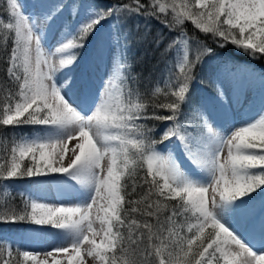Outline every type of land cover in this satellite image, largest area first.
I'll list each match as a JSON object with an SVG mask.
<instances>
[{
  "label": "snow or ice",
  "instance_id": "obj_1",
  "mask_svg": "<svg viewBox=\"0 0 264 264\" xmlns=\"http://www.w3.org/2000/svg\"><path fill=\"white\" fill-rule=\"evenodd\" d=\"M66 9L50 50L45 40ZM81 11L84 19L72 27ZM131 15L179 30L168 46L176 47L175 61L152 90L167 102H150L152 96L127 81L128 65L117 63L120 35L113 31L97 56L104 45H115L114 70L88 105L89 84L75 75L80 50L109 18H116L115 29ZM189 23L216 48L234 46L264 59V0H131L103 10L84 0H33L30 9L23 0H4L0 70L7 86L0 83V129L13 131L0 136V224L24 223L34 241L58 242L40 251L0 239V264H87L85 257L93 264H264V199L255 221V197L264 194V102L255 116L229 127L209 113L207 101L193 102V84L203 83L196 68L216 49L189 36ZM260 80L264 84V73ZM230 83L225 87L219 73L210 81L225 118L243 90L241 81ZM185 105L199 123L181 119ZM25 127L33 131L16 132ZM72 141L74 154L65 164ZM176 148L191 169L182 167ZM24 178L41 191L55 185L78 202H40L21 192L17 208L3 182ZM236 216L254 232L258 227L259 247L255 236L248 240L235 229Z\"/></svg>",
  "mask_w": 264,
  "mask_h": 264
},
{
  "label": "trees",
  "instance_id": "obj_2",
  "mask_svg": "<svg viewBox=\"0 0 264 264\" xmlns=\"http://www.w3.org/2000/svg\"><path fill=\"white\" fill-rule=\"evenodd\" d=\"M130 3L131 0H89V3L98 6V10H103L105 8L111 7L115 3ZM4 0H0V9L3 8ZM108 20L111 21L112 26L117 23L115 17H111ZM103 29L106 23H103ZM103 29L101 34L103 33ZM101 28H99L95 34L88 38L86 46L80 50V57L85 60L88 52L91 53L94 47L95 39L98 37ZM186 33L200 41H205L209 46L216 49V55L212 57H206L204 62L196 68L197 77L203 81V83H194V103L201 100L207 101L208 109L213 114L216 107L215 103V89L210 81L214 79L218 73L217 67L221 63L232 62L234 64L241 65L244 69L250 70V68H256L258 70L257 74L261 75L264 73V59H253L249 55L244 54L242 51L238 50L234 46H228L227 48L220 49L212 43L210 38L204 36V34L199 33L194 30L193 26L189 23L185 25ZM106 29L104 30V32ZM113 31H118L120 35V59L119 63H126L128 68L124 72L127 81L133 85V87L138 90L141 95L148 97L152 96V90L156 86L157 81H161L163 77L167 75V68L171 67L176 58V47L169 48V44L178 35L179 30L170 31L169 28L165 27L160 20L145 17L144 15H131L126 19H122L117 28H113ZM195 51V46H193V52ZM2 69V66H0ZM135 77L133 80L132 78ZM0 83L7 86V81L4 80L3 71L0 70ZM163 88V83L160 84ZM264 93V89L261 90V95ZM163 103L167 102L163 94H156L152 96V101ZM184 115L181 119L189 117L199 123L196 119L197 113H194L190 108L185 105L183 107ZM160 115H166L167 112H160ZM149 127L155 126L157 129L163 127L161 122L148 121ZM12 129L5 130L0 129V136L5 134L11 135ZM33 129L25 127L23 129H17L16 132L31 133ZM189 131L192 128L189 127ZM176 150H180L176 148ZM8 182V189L10 196L12 197L11 203L17 208L23 206V200L18 195L21 193L20 186H29L33 181L24 179H15ZM5 183V182H3ZM32 185V184H31ZM16 187V188H14ZM18 188V189H17ZM4 199L3 191L0 189V202ZM29 226L24 223L16 224H0V232L8 233L9 235L19 236V246L22 248V238L26 229Z\"/></svg>",
  "mask_w": 264,
  "mask_h": 264
},
{
  "label": "rangeland",
  "instance_id": "obj_3",
  "mask_svg": "<svg viewBox=\"0 0 264 264\" xmlns=\"http://www.w3.org/2000/svg\"><path fill=\"white\" fill-rule=\"evenodd\" d=\"M33 0H23V3L27 8L32 7ZM85 6L89 3V0H84ZM68 9L65 10L64 16L61 17L60 21H58L56 28L54 31L48 34L47 39L45 40V46L48 49H53L57 45V40L60 37V33L64 28L65 20L68 18ZM84 19V12L81 11L80 14L72 18L71 24L72 27L77 26ZM98 37L95 39V45L92 48L88 61H83L82 57L79 56V64L76 67L75 75L77 79H84L88 82L90 87V96L88 99V105H91L92 100L95 98L96 93L100 89L101 82L103 80L108 79L109 73L114 70V62H113V54L115 49V45L107 44L103 47L102 58H98L97 50L98 46L104 41V39L108 36L109 33L113 32V26L108 20L106 22V26L103 29V25L101 27ZM98 28V29H99ZM103 29V33L101 31ZM106 31L104 32V30ZM53 38L49 41L50 36ZM119 63V60L117 61ZM226 65V66H225ZM218 73L225 79V87L231 88L232 81H241L243 83V90L240 94L239 103H234L231 106V110L229 111L227 117L225 118L222 112L219 110L216 105L213 114L208 109L209 113L215 117L216 121L222 125L223 127H229L231 125L239 126L244 120H247L249 117L255 116L262 107V102H264V93L261 95V90L264 89V84L261 83L260 75L257 74L258 70L256 68H250V70L244 69L241 65L234 64L232 62L221 63L217 67ZM62 82V80H61ZM79 99V97H78ZM85 105V106H88ZM77 143V141H72L69 143V151L65 158V164L69 162L70 157L74 154L71 149ZM176 156L178 161L181 163L182 167L185 169H191L192 166L189 161L185 158L184 154L178 150L176 151ZM8 186V183H4ZM16 188V187H14ZM22 188V192L30 193L34 198L38 199L40 202H47L53 204L65 203V204H73L78 202V197L75 196H67L61 195L55 185L46 188L45 190H37L32 182V185L20 186ZM18 189V188H17ZM263 195V194H262ZM257 195L255 197L256 200V209H255V221L258 223L259 217L261 215V209L259 207V201L264 199V196ZM233 226L238 231L239 234L244 236L246 239L251 240L253 236H255V232L250 227L249 223H246L241 220L239 216L234 217ZM258 229V227H257ZM256 229V230H257ZM32 229H26V232L22 238V248L23 250H40L47 251L52 247H55L57 244V239L52 237L42 238L39 241H34L30 237ZM0 239H8L15 240L16 242L19 239L18 235L11 236L8 233L0 232ZM66 246V245H65ZM259 247V241L256 245ZM87 264H93V261L89 257H85Z\"/></svg>",
  "mask_w": 264,
  "mask_h": 264
}]
</instances>
